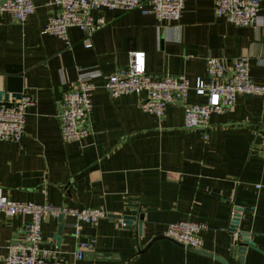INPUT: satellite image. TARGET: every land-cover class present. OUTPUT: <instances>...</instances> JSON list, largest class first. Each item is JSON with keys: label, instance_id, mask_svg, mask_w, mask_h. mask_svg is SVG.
Masks as SVG:
<instances>
[{"label": "crops", "instance_id": "obj_1", "mask_svg": "<svg viewBox=\"0 0 264 264\" xmlns=\"http://www.w3.org/2000/svg\"><path fill=\"white\" fill-rule=\"evenodd\" d=\"M32 1L34 12L23 23L0 12V90L35 100L22 138L0 140V188L17 202L96 207L111 215L93 226L83 224L78 239L72 236V218L64 217L57 247V217L45 214L43 245L58 248L66 264H223L165 237L169 223L192 219L206 227L200 233L202 246L194 249L240 264L229 251L228 234L238 206V231L253 242L242 264H264V163L259 153L264 96L237 95L232 107L211 114L202 130L184 127L181 105H167L157 116L140 107L144 94L112 97L103 87V77L125 69L129 53L136 50L145 52L152 76L182 74L191 83L206 78L207 55L229 63L247 56L251 78L264 84V2L258 23L241 26L217 17L214 0H185L178 21L160 22L137 9L100 8L93 13L102 15L105 24L85 47L86 35L78 27H70L66 38L42 33L57 8L48 0ZM80 76L95 85L90 133L81 142H66L57 101ZM203 101L205 96L188 91L187 103ZM113 215L135 220L119 227ZM29 218L0 213V264L7 245L22 240ZM77 240L90 242L80 260L74 257Z\"/></svg>", "mask_w": 264, "mask_h": 264}, {"label": "built area", "instance_id": "obj_2", "mask_svg": "<svg viewBox=\"0 0 264 264\" xmlns=\"http://www.w3.org/2000/svg\"><path fill=\"white\" fill-rule=\"evenodd\" d=\"M261 2L264 0H214V13L233 25H256L260 18ZM47 5L57 9L48 17L42 33L66 38L70 27H78L86 35L83 45L90 47V36L105 24V18L94 14V10L137 9L143 14L154 15L160 22L178 21L185 0H48ZM34 9L32 0H0V12L9 13L20 23L26 21ZM129 54L127 67L104 76L103 87L112 97L130 93L144 94L140 107L157 116L163 115L167 105L183 106V125L186 129L205 130L211 114L222 113L232 107L237 95L264 96V84L255 82L250 76L247 56L237 57L229 63L225 59L207 55L206 78L198 77L191 83L182 74L166 73L154 77L147 72L144 51L136 50ZM94 86L87 76H80L75 86L62 91L57 101V116L64 141L81 142L90 133L89 114ZM190 89L198 96H205V101L187 103ZM34 104L35 100L30 95H21L20 98L9 96L8 101L0 100V140L18 142L22 138L27 110ZM259 153L264 163V143L260 145ZM0 213L9 217L23 214L30 216L22 227V240L7 245L4 264H66L58 248L43 245L41 223L45 214L53 217L61 214L63 219L70 216L72 221L69 225L72 227V236L76 239L79 238L83 224L93 226L101 219L111 216L96 207L69 208L17 202L4 195L1 188ZM114 221L119 227L127 226L123 216L116 217ZM205 228L203 222L183 219L169 223L164 235L184 246L200 248V233ZM77 241L74 257L80 260L85 256L90 242Z\"/></svg>", "mask_w": 264, "mask_h": 264}, {"label": "water", "instance_id": "obj_3", "mask_svg": "<svg viewBox=\"0 0 264 264\" xmlns=\"http://www.w3.org/2000/svg\"><path fill=\"white\" fill-rule=\"evenodd\" d=\"M9 96L14 97V98H20L21 94L20 93H13V94L9 95L8 93L0 90V100L8 101ZM233 210H234V213H233V217H232V219L230 221V224H229V232H228V234L230 236L229 251L234 256L238 255L239 262H240V264H242V262H243L242 255H243V253H244V251H245V249H246V247L248 245L250 247L253 246V242L248 239L247 233L242 232V231H238V229H239V221H240V213H241L242 208L238 207V206H235L233 208ZM113 216H118V215H113ZM123 217L126 218L127 227L131 226V224L135 220L134 216H128L127 215V216H123ZM138 218H139V220H138V223H137V227L135 228L133 226L132 228H135L138 233H141V231H142L143 214H140ZM57 220H58V228H57L56 234L54 235V242H55V245L57 247H60V241H61L63 229H64V226L66 225V222L62 218L61 214L58 215ZM181 245H183V244H181ZM186 247L188 249H190V250H194V251L199 252V253H201L203 255L214 257L215 259H218L223 264H226V262L221 257H219L218 255H213L212 253H207V252L202 251V250L194 249L193 247H189V246H186Z\"/></svg>", "mask_w": 264, "mask_h": 264}]
</instances>
